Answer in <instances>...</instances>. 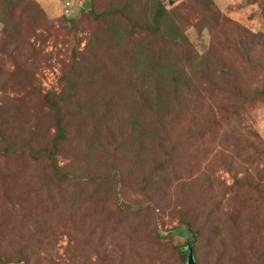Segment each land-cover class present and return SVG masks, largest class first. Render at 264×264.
Masks as SVG:
<instances>
[{"label":"rangeland","instance_id":"obj_1","mask_svg":"<svg viewBox=\"0 0 264 264\" xmlns=\"http://www.w3.org/2000/svg\"><path fill=\"white\" fill-rule=\"evenodd\" d=\"M36 1L48 18L47 27L25 25L20 28L19 36L28 34L29 41L42 49L43 59L37 64H32L34 83L39 84L43 93L49 90L58 92L61 89L59 79L65 64L77 60L90 65L91 56L109 57L105 45L91 42L92 36L106 25L102 20H98L96 15L104 10L108 0H90L91 8H84L88 0ZM162 1L168 11H171L187 0H175L173 3L171 0ZM188 1L191 3L182 9L187 13L190 23L185 29V34L197 47L201 56L197 62L204 71L208 65L212 71L214 62L221 57L240 63V50L248 53L246 51L252 50V47L264 44V0H213L212 13L204 16L198 15L200 9L204 8L201 1ZM3 27L4 23L0 20V31ZM226 31H231L230 40L218 48L214 42L225 39L221 33ZM29 61H33V58ZM8 66L13 68V64ZM224 66L225 71H218L217 76H211L214 81H210L205 98L198 108L197 117L194 116L187 124H182V133L177 134L179 128L176 129L171 142L180 141L181 151H178L174 158L164 154L161 159H168L170 167L159 170L152 180L148 178L154 174V160H151L156 157L154 150H142L144 155L141 156L144 158L139 156L138 149L142 146L135 137L145 139V136L141 134V128L133 125L130 117L124 118L126 111L119 105L111 104L109 108L111 117L119 116L113 127L114 133H102V145L100 143L90 158L86 156L89 152L83 141H73L71 146L68 145L66 156L60 162L69 163L70 171L80 176L114 173L117 168L125 177L128 174L126 169H129L128 160L137 167L134 171L132 169V177L128 176L121 184L115 185L113 182L103 186L113 190L116 188L118 198L114 197L112 201H108L106 207L101 204L102 210L98 211L89 205L91 208L75 210L72 215L65 216L66 210L62 206L60 214L52 217L47 210L31 209L32 200L36 203V197L33 199V191L25 187L28 175L26 157H17L19 146H15L13 153L7 152L6 148L1 146L0 212L13 199L22 210L10 217L5 229L0 221V260L5 257L11 264H185L173 248L188 244L189 234L184 229L187 226L182 221L191 220L194 228L202 230L198 240L202 264H264V224L253 226L249 231L251 233L246 230L247 242L241 249H236L237 241L232 226L221 222L219 228L214 229L209 218V209L213 207L214 201L211 195H208L207 184L213 185L212 190L217 193L223 187L221 184L217 186L218 180L227 185L233 182L231 173L222 168L224 164L221 166L222 162H217L219 159L213 160L218 150L225 149L233 156L230 161L234 173H237L239 178L245 177L247 171L256 177L264 175V100L233 115V106L229 102H218L212 95L214 84L231 93L238 83L244 84L252 76L255 86L263 87L264 66L253 67L249 72L243 69L240 74L234 70L230 73L227 70L229 67L226 64ZM1 76L0 71V80ZM139 89L138 87L137 93L135 92L137 95ZM7 90V97L17 95L9 87ZM4 94V89L0 88V106L4 105L5 110L14 108L12 104L3 101ZM198 102L199 99L196 100V103ZM104 113L105 107L97 113L99 115L89 116V123H95L94 119L103 120ZM212 118L213 133H207L210 139L207 136L205 141L198 138V145L192 143L195 147L192 151L193 145L189 144L187 139L192 141L190 135L206 127L205 123ZM51 131H54V128H51ZM228 131L230 139L227 140V136L223 135L228 134ZM156 140L158 138L154 135L150 141L152 145L159 143H156ZM203 143H207L204 148L201 146ZM187 145L189 152L184 150ZM125 159L127 161H124ZM140 161L145 165L139 164ZM236 169L238 172H235ZM172 171H175V175L168 188L161 184V177L163 172L169 176ZM93 185L96 188V184ZM220 192L215 196L221 198L223 191ZM128 207L134 212L140 207L144 211L137 214L126 212ZM147 207L149 210H146ZM121 209L124 211L120 212ZM222 209L218 208L216 211H227L224 206ZM262 212L264 213V206ZM148 214L149 220L143 221L144 216ZM132 223L136 227L141 223L138 232H134L141 235V240L135 247L139 254L133 251L128 254L123 247L122 256L115 261L113 259V262L105 255L110 244L106 249L107 238L103 237V232L110 235L111 232L123 226L128 227ZM188 230L193 233L191 228ZM145 231L149 232L144 234ZM23 250L30 254L25 257ZM18 251H21L20 254L14 255ZM105 256L106 258L102 259ZM119 261L121 262L118 263Z\"/></svg>","mask_w":264,"mask_h":264},{"label":"trees","instance_id":"obj_2","mask_svg":"<svg viewBox=\"0 0 264 264\" xmlns=\"http://www.w3.org/2000/svg\"><path fill=\"white\" fill-rule=\"evenodd\" d=\"M198 1L204 4V8L198 12L199 16L212 13L213 0ZM190 3L188 0L183 1L178 7L168 11L162 0H108L104 10L96 15L98 20H102L106 25L92 36L91 42L105 45L109 57L91 56L90 65L77 60L65 64L64 72L59 79L61 89L58 92L49 90L43 93L39 84L34 83L32 65L43 59L42 49L29 41L28 34L19 36V30L25 25L47 27L48 18L36 0H0V20L4 23L3 30L0 31L2 74L0 88L5 91L3 101L14 107L5 110L4 105L0 106V147L13 153L15 146H19L17 157H26L28 175L25 187L33 191L31 193L33 199L36 197V203L32 200L31 209L47 210L53 217L59 215L60 208L64 206L66 216L72 215L75 210L91 208L89 205L98 211L102 210V206L106 207L108 201H112L114 197L118 198L116 188L115 192L113 188L103 186L111 185L113 182L118 185L126 181L128 176L132 177L137 167L133 166L130 160L129 169H126L128 174L125 177L117 168L114 169V173L80 176L70 171L69 163L60 162L66 156L68 145L71 146L73 141H83L89 152L86 156L90 158L100 143L102 145V133H114L113 127L119 116L111 117L109 113L111 104L121 106L126 111L124 118L130 117L133 125L142 129L141 134H144L145 139L135 137L142 146L138 149L139 156L144 155L142 150H154L156 157L151 159L154 160L152 165L154 174L148 178L152 180L159 170L163 171L170 167V161L161 157L168 154L174 158V155L181 151L180 141H171L177 128H179L177 134L182 133V124H187L194 116L197 117L198 108L205 98L210 81H214L211 76H217L218 71H225L224 64L229 67L227 70L230 73L234 70L237 74L243 69L249 72L253 67L264 66L263 44L256 47L257 49L252 47V50L246 51L248 53L240 50L241 64L221 57L214 62L212 71L209 65L204 71L197 62L198 57H201L197 47L185 34V29L190 23L187 13L182 9L188 7ZM221 34L225 39L214 42L218 48L230 40L231 31ZM257 51L260 52L256 53ZM237 56L235 53L236 58ZM31 58L33 61H29ZM9 64H13V68H10ZM5 65L7 67H4ZM255 85L253 76L244 84L238 83L231 93L214 84L212 95L218 102L220 100L229 102L233 106L231 114H239L241 110L253 107L264 100V85L261 88ZM8 87L17 95L7 97ZM138 87L140 96L136 94ZM103 107H105L103 120L94 119L95 123L90 124L89 116L99 115L97 113ZM138 117L143 120L140 121ZM205 126L190 135L192 141L187 139L190 142L188 143L193 145L192 151L195 149L194 144L198 145L196 144L198 138L205 141L207 136L210 139L207 133L211 131V127L214 128L213 118L207 121ZM51 128H54V131H51ZM154 135L158 138L156 143L159 142L155 146L150 142ZM228 135L229 131L223 137L227 136L228 140L230 139ZM201 146L204 148L207 143ZM184 150L189 152L188 145ZM214 159H219L217 162L219 164L222 162L221 166L224 164L222 168L231 173L233 182L227 185L218 180L217 186L219 184L223 186L217 191V193L223 191L221 198L215 196L217 193L212 190L213 185L207 184L208 195H211L214 201L213 207L209 209L211 226L218 229L221 222L226 226H232L237 241L235 246L239 249L247 242L245 241L247 231H251L257 224V226L264 224L262 212L264 175L256 177L246 170L245 177L239 178L237 173H234L230 161L233 156L225 149L218 150ZM142 163L143 161L139 162L145 165ZM237 170L235 172H238ZM174 175L175 171L169 176L163 172L161 184L169 188ZM211 179L215 180L212 177ZM93 184H96L97 190ZM223 206L227 211H216ZM2 210L0 221L5 229L10 217L22 209L17 207V202L13 199ZM146 210H149V207ZM122 211L124 209L120 212ZM142 211L144 209L141 207L135 212L131 207L126 210L135 214ZM148 216L150 214L144 216L143 221L149 220ZM182 222L187 226L184 229L189 234V241L187 245L174 247L173 250L180 255L185 264H188V247L191 246L195 261L202 264L198 250L202 230L194 228L191 220ZM140 227L141 223L138 227L132 223L128 227L123 226L111 232L110 235L103 232V237L107 238L106 249L110 244L105 255L115 261L122 256L123 247L128 254L131 251L139 254L135 247L138 246L141 235L134 232ZM188 228H191L193 233H190ZM148 232L145 231L144 234ZM118 243L121 245L116 246ZM23 252L25 257L30 254L26 250ZM1 258L2 264H11L5 257ZM104 258L106 256L102 257Z\"/></svg>","mask_w":264,"mask_h":264},{"label":"water","instance_id":"obj_3","mask_svg":"<svg viewBox=\"0 0 264 264\" xmlns=\"http://www.w3.org/2000/svg\"><path fill=\"white\" fill-rule=\"evenodd\" d=\"M175 0H171L170 2L173 3ZM92 3L90 0L86 1L84 4V8H91ZM189 249V255H188V264H197V262L194 259V253H193V248L191 246L188 247Z\"/></svg>","mask_w":264,"mask_h":264}]
</instances>
